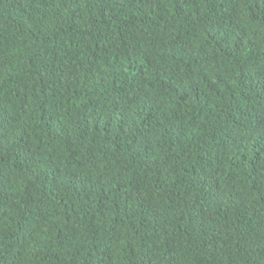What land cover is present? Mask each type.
Segmentation results:
<instances>
[{"label":"trees","instance_id":"16d2710c","mask_svg":"<svg viewBox=\"0 0 264 264\" xmlns=\"http://www.w3.org/2000/svg\"><path fill=\"white\" fill-rule=\"evenodd\" d=\"M0 264H264V0H0Z\"/></svg>","mask_w":264,"mask_h":264}]
</instances>
